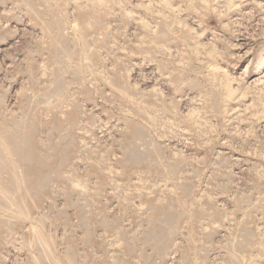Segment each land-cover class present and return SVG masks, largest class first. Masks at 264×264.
I'll use <instances>...</instances> for the list:
<instances>
[{
	"label": "rangeland",
	"instance_id": "374dc122",
	"mask_svg": "<svg viewBox=\"0 0 264 264\" xmlns=\"http://www.w3.org/2000/svg\"><path fill=\"white\" fill-rule=\"evenodd\" d=\"M0 264H264V0H0Z\"/></svg>",
	"mask_w": 264,
	"mask_h": 264
}]
</instances>
